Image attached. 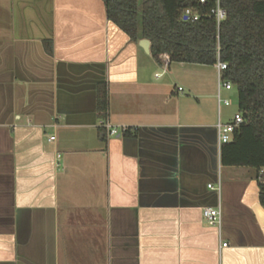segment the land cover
<instances>
[{
	"label": "crops",
	"instance_id": "1",
	"mask_svg": "<svg viewBox=\"0 0 264 264\" xmlns=\"http://www.w3.org/2000/svg\"><path fill=\"white\" fill-rule=\"evenodd\" d=\"M138 41L102 0H0V264H264V167L220 162L214 65Z\"/></svg>",
	"mask_w": 264,
	"mask_h": 264
},
{
	"label": "trees",
	"instance_id": "2",
	"mask_svg": "<svg viewBox=\"0 0 264 264\" xmlns=\"http://www.w3.org/2000/svg\"><path fill=\"white\" fill-rule=\"evenodd\" d=\"M108 20L133 41L147 38L151 56L167 53L170 61L212 65L226 62L222 76L237 93L242 122L232 139L220 145L223 165L264 167V0H220L225 17L216 26L206 14L211 0H102ZM190 6L201 15L183 19ZM108 107L106 86L98 85L97 108L101 116ZM104 138L105 130L99 129ZM258 199L264 208V180L258 182Z\"/></svg>",
	"mask_w": 264,
	"mask_h": 264
},
{
	"label": "built area",
	"instance_id": "3",
	"mask_svg": "<svg viewBox=\"0 0 264 264\" xmlns=\"http://www.w3.org/2000/svg\"><path fill=\"white\" fill-rule=\"evenodd\" d=\"M208 0H198L199 3H206ZM212 4L207 10L206 14L210 17H213L215 20L216 26H219L220 21L225 17V9L221 5L220 0H211ZM182 17H185V20L195 21L200 17V13L196 11L194 8L190 6H186L183 8L181 12ZM162 63L164 66H167L170 62L169 55L167 53H162L159 55ZM214 67L216 69V78H217V92H216V98L218 103V110L219 105H229L230 100L228 98H223L221 96V89H231L232 84L229 80H226L223 78L222 73L223 70L226 68V62L219 59V57L216 58V61L214 62ZM179 89H181L179 87ZM243 118L239 111H236L232 119L228 122H221L218 120L215 124L216 128V136H217V145L220 147L222 143L228 142L232 139V132L233 130L242 122ZM101 126H104L106 129L107 135L114 136L116 134H119L121 131L126 130V127H123L121 125H111L107 121H101ZM53 136H50L49 139H52ZM262 170L260 169V172ZM208 187L215 189L218 191L219 189V183L214 186L211 183L208 184ZM201 213L203 218L206 220V222L209 225L218 226L221 221V209L219 206H205L202 207ZM227 242L223 241L221 243V246H226Z\"/></svg>",
	"mask_w": 264,
	"mask_h": 264
},
{
	"label": "rangeland",
	"instance_id": "4",
	"mask_svg": "<svg viewBox=\"0 0 264 264\" xmlns=\"http://www.w3.org/2000/svg\"><path fill=\"white\" fill-rule=\"evenodd\" d=\"M214 74V78L216 81V85H217V78L216 75L213 71ZM221 96L224 97H228V99L230 100V104L227 106L221 105V119L222 121H224V119L226 117H230L231 115H233L236 111H237V93H236V89L232 88L231 90H225V89H221Z\"/></svg>",
	"mask_w": 264,
	"mask_h": 264
},
{
	"label": "water",
	"instance_id": "5",
	"mask_svg": "<svg viewBox=\"0 0 264 264\" xmlns=\"http://www.w3.org/2000/svg\"><path fill=\"white\" fill-rule=\"evenodd\" d=\"M185 17H183L184 19ZM139 45L144 49L145 52H149V45H150V42L147 38H141L139 39L138 41Z\"/></svg>",
	"mask_w": 264,
	"mask_h": 264
}]
</instances>
